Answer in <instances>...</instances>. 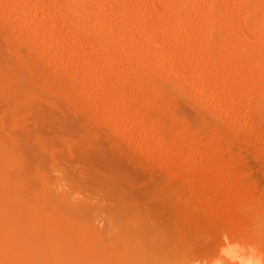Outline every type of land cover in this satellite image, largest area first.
Wrapping results in <instances>:
<instances>
[{"label": "rangeland", "instance_id": "rangeland-1", "mask_svg": "<svg viewBox=\"0 0 264 264\" xmlns=\"http://www.w3.org/2000/svg\"><path fill=\"white\" fill-rule=\"evenodd\" d=\"M22 1L24 2L26 0ZM152 1L158 4L161 0H156V2L154 0ZM192 1H194V4L191 5L193 13L191 15L192 17H190V23L179 30V33L176 32L172 37L173 39L178 38L176 41H182L183 44L177 48L180 53L177 49H174L176 52H173V49L171 50L169 48L168 42L156 43V46L154 45L155 47L152 45L146 48L148 50V56L149 51H152L150 56L156 60L159 58V54L163 52L162 55L164 54L163 56H166L164 57V60H166V65L164 66L166 68L164 66L161 68V65H159L160 62L158 61L153 66L147 61L144 63L139 60L137 61L139 59L138 54H140L138 49H133L135 57L137 54L135 58L137 62L134 61L132 63H126L124 60L119 59L120 57L114 56V49L112 48L110 50L111 47L96 52L100 43V39L98 38L100 33L106 35V39L113 38L114 40L116 37H119L115 39L117 41L122 40L127 34L120 27L119 20L117 19H114L116 22L111 20V27L110 25L106 26L101 23L102 21L99 18L101 14H104L103 16L106 18L110 17L113 11V13L115 11L121 13L120 10L109 9V4H107L109 2L108 0H85V5L87 6L86 11L83 10L81 15L77 14L76 18L80 19L84 24L86 23V26L89 23L90 25L87 27H91L90 30L92 33L80 34L82 35L80 36L81 38L83 36L85 37L80 41V46L74 44L73 40L76 38H73V32L69 28L65 29V27H68L65 26L64 30L66 32L68 31V36L62 34V37L66 36L67 38L64 37L61 39L60 42L62 45H57L58 48L56 47L55 51L57 50L61 54H56V56H48V53L41 50L43 39L45 38L47 40L46 37H48L47 29L43 27L42 30L45 33L42 32L37 34L38 37L35 36V42H37L35 46L37 48H35L36 51L34 49L29 50L30 48L22 42L20 45L19 43L14 45L4 42L6 31L2 27V23L4 24V22H9L8 20H13L21 12L19 10L8 9L11 2H3L2 7L5 8V11L3 14H0V72L3 77L1 81L4 84L6 94L0 93V138L7 145L14 143L15 146L13 165L10 171L12 172L14 169V173H10V177L12 178L11 180L15 191L18 193V202H20V205L18 211L13 210V221L14 224L18 223L21 225L22 237L32 241L47 239L48 237L53 238L59 247L71 254L68 257L73 260V264L74 262L81 264L83 261L89 264H133L132 262L134 261L131 260H141V264H264V120L260 117L257 118L258 120L248 118L253 113V105L255 102L253 95H251V92L248 93V91H250L251 86L257 80H254L255 78H252L250 71L248 72L246 70L248 68L243 58L244 53H254L256 48H259L263 44L260 43L258 45V43H251L249 40L247 42L246 39L242 40L240 31L237 30V25L241 26L240 22L243 23L244 21L243 16L241 15L242 17L240 18V14L236 12V9L225 13L227 15L224 14L225 17L222 18L221 25L228 28L229 39L233 38L231 40H235V42H231V40L229 42L228 40V43H231L230 45L226 42L227 44L224 47L226 48L228 46V48L221 50L223 55L220 51L213 49L209 51V56H205L207 59L210 61L215 60V57H217V60L220 59L216 70H212L215 74L210 71L212 77L209 73V75L205 74L206 76L203 75L197 79L196 75L199 73L197 72L199 65L202 59L204 60V56L201 53L204 47L203 45L202 47H197V45L192 44L190 39H205L211 33L207 30L209 24L206 25V23L208 22L202 20L203 23H199V27L192 23L197 21L196 17L199 15L197 12H212L215 5L211 3V0H202V2L199 0ZM229 1L222 0V6H233L235 0L234 2L232 0ZM93 3L101 5V11ZM132 5V8H135L134 10L139 13V16H134L133 19H140V17L147 15V9H145L142 2L136 1ZM237 5L235 4L234 7ZM87 10L90 12L89 15L87 14L89 13ZM224 18L225 20L223 21ZM83 19L86 20L84 21ZM233 21H236L237 25ZM101 24L104 27H101ZM57 25L60 26L61 24L58 22ZM101 30L103 31L100 32ZM30 34L34 35L33 32H30ZM142 36L139 37L141 38ZM68 40L73 43H69ZM140 41H138L139 45L142 44ZM21 45L24 48L26 47V50L23 48L25 54L28 52V63L37 58L34 62L40 65V69L43 68L46 70L47 73H54L58 77H56L57 79L54 82L60 80L58 82L60 86L59 84L56 85V83H53L49 88L36 87L34 88L33 94H28L24 97L22 87H27L30 83L40 82L42 77L40 74H37L39 73L38 70L40 71L38 67H35L37 70H34L36 73L35 76L24 71L25 67L14 59L16 51L18 49V51H22ZM72 45H78L81 49H87L86 52L90 51L91 54L97 55L96 57L97 59L100 58V62L101 60L106 61L108 58L109 60L113 59L112 62L115 64H112L111 74L108 73L103 76L105 78L103 80L102 78L99 79V77L91 80L95 81L96 84L102 82L101 85L104 84L112 88V85L115 84L113 77L118 76L121 80V83H119L120 86L124 85L125 88L129 86L134 88V90L139 89V91L143 92L144 94L139 96L142 99L139 101L141 104L138 103L140 105L144 104L142 112L147 115L145 119L146 123L158 120L160 126L164 125L165 128H168L169 134L177 132L180 123H183V129H181L190 135L187 134L185 144L177 145L175 150L184 149L188 151L186 157L189 156L190 159L188 157L189 163L187 165L190 164L192 169H194V177H197V173H202L203 167L207 165L205 159L197 160L195 157L200 154L202 156L205 153H209L213 147L218 148V158L224 160L220 161L222 166H226L225 168H227L230 174L232 173L231 175L237 174L233 184L234 190H236L240 200L241 198L253 197V199H258L256 201L260 202L259 204L255 201L256 204L252 203L248 208H244L248 210V219L246 222L235 225L229 222L227 217L218 212L213 210V212H210V210L206 209L204 207V200L193 193L195 190L192 180L184 177V173L183 175L181 174L182 171L180 166L178 167L179 163L177 160L172 158L171 160L170 157L164 158L165 146H155L154 140L149 136L147 128L139 129L135 127L131 130L122 131L119 128L121 121L115 120L113 128L111 127L113 130H110V126L106 122L108 126L105 125L102 118H99L101 122L99 120H92L93 117L86 115L84 111L74 108L72 103L79 101V99L77 97L73 98V100L72 98L69 99L64 96L63 92L71 87L78 88L80 87L79 84L83 82L80 77H77L76 68L56 66L60 65L58 56H62V58L68 56L70 58L73 56L74 58L77 56L74 50L75 48ZM233 48H235V51H233ZM128 50L132 49L129 48ZM225 51H229V53H225ZM176 53L178 55L180 54L181 57L180 55H176ZM224 54L227 55L224 56ZM31 55L33 59H30ZM47 56L49 62L51 60L48 64L45 63L48 62L46 60ZM190 56H192V62H190ZM199 56L201 57L200 60ZM232 56L235 59H232ZM158 60L161 61L160 59ZM197 60L200 62H197ZM233 60L236 62L233 63ZM34 62H30V65L33 64V67L37 66L36 64L34 65ZM188 62H190V66H188ZM149 64L152 67H149ZM181 64L182 66H180ZM140 65H147L148 70H151L154 75H159V77L152 76V80L143 77L140 73ZM87 67L90 70L92 64ZM96 67L97 69L101 68L100 66ZM256 67L259 68V64ZM181 70L185 71V73ZM194 70L196 73H194ZM158 71L160 74H163V72L167 73L168 71L172 75L174 73V78L179 82L178 87H171L166 80L162 77L160 78ZM243 73L245 75H242ZM182 75L184 78H182ZM86 76H89V74H86ZM188 76H192V78ZM111 77L113 80L110 79ZM61 83L64 86L66 85V89L62 87L63 85ZM70 84H72L71 87L69 86ZM150 86H152V89L149 88ZM183 86L189 92L186 91L184 93L181 90ZM129 89L132 90L131 88ZM15 92L17 97L15 96ZM206 93L210 95H206ZM198 95L200 99H198ZM209 96H213L212 98L215 101ZM215 96L217 97L215 98ZM139 97L136 100H139ZM196 97L199 102H194L193 99H196ZM153 98L154 100L152 101ZM84 102L86 103V101ZM143 102H148V104L152 102L151 105H156V108L158 107L160 109H156L153 105L149 109L150 106ZM176 103L177 105H174ZM230 103L233 106L235 105V107H229ZM98 105L100 106V104ZM151 110L153 111L151 112ZM230 110L232 111L231 113ZM154 111H156V115ZM139 118V116H136L132 124L139 120ZM91 121H95L94 124L96 123L97 125H92L93 123ZM168 122L171 123V128ZM33 158L34 160H32ZM24 172L27 174H24ZM37 178L39 179L37 180ZM184 181L188 187H186V184H183ZM242 183L250 186L241 188L239 185ZM33 201L35 203H31ZM191 201L195 207L191 205ZM198 204L203 205L198 206ZM49 221L53 223L48 224ZM110 224L112 226H109ZM115 225H117L116 228H114ZM140 225H142L141 228ZM104 228L109 230H103ZM107 235L108 237H106ZM136 235L138 236L137 240H139L140 245L135 241V237L137 238ZM105 239L106 241H104ZM140 240L142 241L140 242ZM131 243L134 244V247ZM90 252L91 254H89ZM138 253H140L142 258ZM231 255L235 256L231 258ZM240 255L248 261L241 263L243 259H238ZM234 258L237 262L234 261Z\"/></svg>", "mask_w": 264, "mask_h": 264}, {"label": "bare ground", "instance_id": "bare-ground-1", "mask_svg": "<svg viewBox=\"0 0 264 264\" xmlns=\"http://www.w3.org/2000/svg\"><path fill=\"white\" fill-rule=\"evenodd\" d=\"M8 1L11 2V5L8 6V9L19 10V12H21V13H18V15L13 20H8L9 22H4V24L2 23V27L6 31L5 36H4V42L7 43V44L17 45L19 43V45H20L21 42H22V43H24L26 46H28L30 48L29 50H33L34 49V51H36L35 50V48H36L35 46L37 45L36 44L37 42H35V39H36L35 36L38 37L37 34H40V33L44 32V30H42V27H43V28L47 29V30L46 29L45 30H46V32H48V37H46L47 40H45V38L43 37L44 38L43 39V43L40 41V43H42L41 44V47H42L41 50H43L46 53H48L49 54L48 56H56V54H58V55L61 54L57 50L55 51L56 47L58 48L57 45L58 44L62 45L61 42H60L61 39H63L64 37L67 38L66 36L62 37V34L67 35V32H68V31L66 32L64 30L65 26H68L67 28L65 27V29L69 28V30H71V32H73V34H74L73 38H76L75 40H73L74 44L80 45V41L83 38H85L84 36H83V38L80 37V36H82V35H80L81 33H86V34H91L92 33L91 30H90L91 27L90 28L87 27L88 25H90L89 23L86 26L85 25L86 23L84 24L80 19L76 18L77 14L81 15L83 13L82 12L83 10L86 11V7L87 6L85 5V3H86L85 0H26L24 2L22 0H0V14H3L4 11H5L4 10L5 8L2 7L3 2L6 3ZM20 1H22V2H20ZM108 1L109 2L107 4H109L108 5L109 9L113 8L115 10H120L121 13H119L117 11H115V13H113L114 11L112 10L113 12L111 11L112 12L111 16L110 17H106V18L103 16L104 14L103 15L101 14L100 15L101 17L99 16V18L102 21L101 23L103 25L107 26V25H110V22H112L111 20L117 19V20H119L118 23H120V27L123 28L124 31L127 32V34L124 36V38L122 37L123 38L122 40L117 41L115 39L119 38V37H116L114 40H113V38L112 39H106L107 38L106 35H102V33H100L98 35V38L100 39V43H99L97 49L94 47L97 50L96 52H98V50H103V49H106V48L108 49V47H111L110 50H112V48L114 49V56L120 57L119 59L124 60L126 63H132L134 61L137 62L139 60V61H141L143 63L145 61L150 62V64L153 66V64L158 61V62H160L159 65H161V68H162V66L166 65V60H164L165 59L164 57H166V56H163L164 54L162 55L163 52L161 54H159V58H157V60H156L155 58L150 56V53L152 51L151 52L149 51V56H148V52H147L148 50L146 48H149L152 45L156 46V43L168 42L169 43V48L171 50L173 49V52L174 51L176 52V50H174V49H177L180 45L183 44L182 41H180V40L176 41V39H178V38L173 39L172 37H173V35L176 32L179 33L178 32L179 30H181L184 26L186 27V25L188 23H190V21H191L190 17H192L191 15L193 13L192 12L193 8H191V5L194 4V1H192V0H161L160 3H158V4L157 3L155 4L152 0H108ZM136 1L142 2V4L144 5L145 9H147V15L140 17V19L137 18L138 20L136 18H134V19H136L134 21L133 17L137 16V15L139 16L138 11H135L134 10L135 8L134 9L132 8V6H133L132 4L134 2H136ZM154 1L156 2V0H154ZM199 1L202 2V0H199ZM211 1H212L211 3H214V5H215L214 10L212 12H207V11L206 12L203 11L201 13H200V11L197 12L200 16L197 14L198 15L196 17L197 21L192 23V24L198 25L199 23L202 22V20L208 22V23H206V25L209 24L207 30L211 33V35L207 36L205 39L204 38L203 39L202 38L190 39L192 41V44L197 45V47L198 46L202 47V45L204 47L203 52H201L202 55L204 56V60L202 59V62L199 65V68H198L199 70L197 71L199 73L196 75V78L198 79V78H200L201 76H203L205 74L209 75V73H210V76H211V72L210 71H212L213 69L216 70V67H217L220 59L217 60V57H215L216 58L215 60H211L210 61L205 56L210 54L208 52L212 51V49L215 50V51H220L222 53L221 50H223V48H225L224 46L228 43V40L230 42V40L233 39V38L229 39V33H228V30H227L228 28L221 25V20H222L223 17H225V15H227L225 13H228L231 10L234 11V9H236L237 10L236 12H238L240 14L239 17L241 18L243 16V18H244L243 23L240 22L241 26H238L236 24L237 22L233 21V22H235V24L238 27L237 30L240 31V37L242 38V40L246 39L247 42L249 40V41H251V43H256V44L258 43V45H260V43L263 44V45H260L259 48L257 47L258 49L256 48V51L254 53H251V54H245L244 53V55L243 54H241V55H243V58H244V60L246 62L245 64H246V66L248 68L246 70L248 72L250 71V73H251L250 75L252 76V78H255L254 80H257V82L254 83L251 86L250 91H248V93L251 92V95H253L254 100H255L254 105H253V113H252V115H250L251 114L250 113L249 114L250 116L248 115L249 116L248 118H253V120H254V119H257L258 117H260V118H262L264 120V0H235L236 3L234 2V0H232V2H234L233 6L227 5L226 7L222 6V3H221L222 0H211ZM200 2H198V3H200ZM229 2H231V1H229ZM223 3H225V2H223ZM235 4H238V5L236 7H234ZM94 5H95L96 8H99V9L102 8V7H100L101 5H96V4H94ZM197 5H195V6H197ZM223 5H225V4H223ZM102 6H103V3H102ZM93 9H94V7H93ZM137 9H138V7H137ZM194 9H196V8H194ZM87 11L89 12V10H87ZM100 11H101V9H100ZM196 11H198V10H196ZM92 12H94V11L92 10ZM96 12H97V10H96ZM96 12H95V14H96ZM110 13H109V15H110ZM87 14L89 15L90 12L87 13ZM91 17H92V14H91ZM235 19H236V17H235ZM224 20H225V18L223 19V21ZM223 21H222V23H223ZM58 22H59V24H61L60 26L57 25ZM229 23H230V21H229ZM229 23H227V24H229ZM238 23H239V21H238ZM99 24H100V22H99ZM225 24H226V22H225ZM93 25H95V24H93ZM103 25L101 27H104ZM200 26H201V24H200ZM110 27H111V25H110ZM197 27H199V25ZM96 28H98V27H96ZM106 28H108V27H106ZM114 29H111V30H114ZM119 30H120V28H119ZM102 31L103 30H101L100 32H102ZM231 31H229V32H231ZM30 32H33L34 35L30 34ZM93 32H94V30H93ZM97 32H99V31H97ZM45 36H47V35H45ZM115 36H117V35H115ZM139 36H142V37L140 38ZM72 39H71V41H72ZM139 40H141L140 42H142L141 45H139V42H138ZM71 41H69V43ZM73 42H71V43H73ZM231 42H235V40L234 41L231 40ZM62 43H64V42H62ZM230 44L228 43V45H230ZM236 44H237V42H236ZM78 45H76V46L72 45L75 48L74 50L76 51V54H77L76 57L73 58V56H71V58H70V56H68L66 58H62V56L61 57L58 56L60 65H56V66H59V67L60 66L61 67H66L67 66V67L76 68L77 69V74H78L77 77L78 78L80 77L81 81L83 82V83H81L82 85L79 84L80 87H78V88H72L71 87L72 84H70L69 86L71 88H69L68 90H65L63 92L64 96H66L69 99L72 98V100H73V98H76V97L79 99V101H75V102L72 103L74 108L78 109V110H81V111H84L86 113V115H89V116L93 117L92 120H99V118H102L103 122L104 123L106 122L110 126V130H113V129H111V127L113 128V126L115 124L114 123L115 120H120L121 121V123L119 124V128L122 131L123 130H131V129H134L135 127L139 128V129L147 128L148 131H149V136H151L152 139L154 140L155 146H157V147H161V145L165 146V148H164L165 149L164 158L166 159V158L170 157V159L172 158V159L177 160L178 163H179L178 167L180 166V169L182 171L181 174L183 175V173H184V175H183L184 177H188V178H190L192 180L193 188L195 190V192H193V191L192 192L194 193V195H196L198 197H201L204 200V207L206 209L210 210V212L212 210L218 212L219 214L227 217L229 222H231V223H233L235 225L238 224V223L246 222L247 219H248V210L244 209V208L245 207L248 208L252 203L256 204V202H257V203L260 204V202L256 201L258 199H256V200L253 199V197L252 198H249V197L241 198V200H240V197L237 195L236 190H234V184H233L234 183L233 181H234V179H236L237 174L236 175H231L232 173L230 174V172L227 171V168H225L226 166L225 167H224V165L222 166V163H220V161H222L223 159L220 160L218 158V155H217L218 154L217 153L218 152V148L217 147H213V148L210 147L211 150H210L209 153H207V154L205 153L202 156H200L201 155L200 154V155L195 157L197 160L205 159V162L207 163V165L205 167H203L202 173H197V177H194V175H193L194 174V172H193L194 169H192V166L190 164L187 165L189 163V161H188V157L189 156L186 157L188 151H186L184 149L183 150L182 149L181 150L177 149L178 151L175 150L177 145H180V144L184 145L185 142L187 141L186 135L189 134V133L186 134V131L184 132L182 130L183 129L182 128V126H183L182 124L183 123L182 124L180 123L179 129L177 128L178 131L173 133V134H169L168 128L167 127L165 128L164 125L160 126L158 120H153V121H150V123H146L145 119H146L147 115L142 112V108L144 107V104L140 105L141 103L139 102L140 100H142V99H140L139 96H142V94H144V93L139 91V89L138 90L135 89L136 90L135 91L134 88L129 87L127 85H126L127 86L126 88H125V86L123 84H122L123 86H120L119 83H121V80L118 78V76H115V77L112 76L114 78V80H115V84L112 85V88L111 87L109 88V86L107 87L104 84L101 85L102 82L99 83V84H96V82L92 81L91 79L94 80L97 77H99V79L102 78V80H103V79H105V78H103V76H105L108 73L111 74L110 73L111 72V67H112V64L114 63V62H112L113 59L109 60V58H108V60H106V61H102L101 60V62H100L99 61L100 58L98 57L99 59H97V57H96L97 55L95 56V55L91 54L90 51L86 52V50H87L86 48H85L86 50H84V48L81 49V47H80L81 45L80 46H78ZM21 47H22V45H21ZM82 47H84V46L82 45ZM125 47L126 48L128 47V49L131 48L132 50H128ZM23 48L24 47H22V51H23ZM91 48H92V46H91ZM226 48H228V46ZM226 48H225V50H226ZM92 49H91V51H92ZM133 49H138L139 50L140 54H138L139 59H137V61L135 60V58L137 57V54H136V57H135V54H134L135 52L133 53ZM234 49L235 48H233V51H235ZM18 50L14 54L15 55L14 59L16 60V62L22 64L25 67L24 71H27L29 74H32V75L36 76V73L34 72V70H36L35 67L39 68V66H40V65H37L36 62H34V61H36L37 58H35V60L29 61V63H28V60H27L28 52H26V54H25V51H23V53H24L23 54L22 51H18ZM193 50H194V48H193ZM43 51H41V52H43ZM196 51H197V48H196ZM193 52H195V51H193ZM242 52H244V51H242ZM99 53L101 54V52H99ZM107 53H108V51H107ZM179 53H180V51H179ZM225 53H229V51L228 52L225 51ZM215 54H217V53H215ZM29 55H30V53H29ZM176 55H178V54L176 53ZM222 55H223V53H222ZM225 55H227V54H224V56ZM48 56L46 58V60L48 61V62H45L46 64L51 62V60L49 62ZM36 57H37V52H36ZM58 57H57V59H58ZM157 57H158V55H157ZM175 57H177V56H175ZM180 57H181V55H180ZM191 57L192 56H190L189 58L191 59ZM230 57H231V55H230ZM233 57L234 56H232V59H235ZM211 58H212V56H211ZM30 59H33L32 55H31ZM158 59H160L161 61H159ZM200 59H201V57L199 58V60ZM199 60H197V62H200ZM32 61L34 62V65L36 64L37 66L33 67V64L30 65V62L32 63ZM192 61H193V59H191L190 62H192ZM195 61H196V58H195ZM195 61H194V63H196ZM147 62H146V64H147ZM190 62H188L189 63V65L187 64L188 66L191 65ZM234 62H236V61L233 60V63ZM57 63H58V61H57ZM143 63H141V64H143ZM220 63H221V61H220ZM237 63H239V62H237ZM38 64H39V61H38ZM90 64H92V68H93V69L91 68L92 70L90 69L91 71L89 70V67H87ZM150 64H149V67H152ZM258 64L260 66L259 68L256 67ZM96 66H100L101 68L97 69ZM140 66H139V68H140ZM167 66H168V64H167ZM180 66H182V64ZM219 66H220V64H219ZM240 67H241V65H240ZM64 69H66V68H64ZM148 69L149 68H147V65H142L141 66L140 73L142 74L143 77H146L147 79H151L152 76L153 77L154 76L159 77V75L158 76L156 74L154 75V73L151 70H148ZM170 69H171V67H170ZM54 70H56V69H54ZM171 70H173V69H171ZM230 70H232V68H230ZM58 71H59V69H58ZM116 71H115V73H116ZM219 71H221V70L219 69ZM38 72L39 73H37V74L38 75L40 74V76L42 77V80L40 81V79H38L40 82L30 83L29 85H27V87H22V90H23L22 93H23L24 97L27 96L28 94H33L34 93V88H36V87H42V88H47L48 87L49 88V87L52 86L53 83L54 84L56 83V85L59 84L58 82L60 80L59 81L56 80L58 82H54V80L58 78L54 73H50V72L47 73V71L44 70L43 68L40 69V71L38 70ZM64 72H65V70H64ZM174 72H176V71L174 70ZM182 72L185 73V71H182ZM238 72H239V70H238ZM158 73H159V71H158ZM194 73H196V71ZM212 73H213V71H212ZM16 74H17V72H16ZM86 74L87 75L89 74V76H86ZM213 74H215V72ZM219 74H221V73L219 72ZM222 74H223V72H222ZM173 75H174V73H173ZM173 75L169 71L167 73L163 72V74H160V78L162 77L164 80H166L171 87H178L177 85H179L178 84L179 82H177V79L174 78ZM242 75H245V74L243 73ZM121 76H122V74H121ZM192 76H193V74H192ZM192 76L191 77L188 76V77L192 78ZM112 77L110 79H112ZM2 78L3 77H2V74L0 72V93L6 94L5 89H4V84L1 81ZM38 78H39V76H38ZM182 78H184L183 75H182ZM121 79H122V77H121ZM218 79H219V77H218ZM249 79H251V78H249ZM179 81H181V80H179ZM252 81H253V79H252ZM197 82H199V81H197ZM211 83H213V82H211ZM109 84H111V83H109ZM128 84H130V83H128ZM61 85H63V84L61 83ZM97 85H100V86H97ZM59 86H60V84H59ZM206 86H208V85H206ZM62 87L63 88L65 87L64 89H66V85L65 86L63 85ZM128 87L131 88L132 90H130ZM149 88L152 89V86H150ZM225 88H227V87H225ZM206 89L209 90L210 87H209V89L208 88H206ZM181 90L184 93L186 91L189 92V90H187V88H185L184 86L181 88ZM213 91H215V90H213ZM155 94H156V92H155ZM200 95H202V94H200ZM206 95H210V94L206 93ZM15 96H16V92H15ZM138 97H139V100H136V99H138ZM190 97H191V95H190ZM199 97L200 96L198 95V99H200ZM209 97H211V96H209ZM212 97H211V99L213 100ZM216 97L217 96H215V98ZM78 99H76V100H78ZM198 99L196 97V99L194 98L193 100H194V102H199ZM153 100H154V98L152 99V101ZM84 101H86V103ZM136 101H137V103L139 102L140 104L138 103V105H136L137 104ZM213 101H215V100H213ZM143 103H147L148 104V102H143ZM151 103L152 102H150L148 104L150 106L149 109L153 105V104L151 105ZM232 103H230V106H229L231 108L235 107V105L233 106ZM98 104H100V106ZM174 105H177V103L174 104ZM238 105H239V103H238ZM154 107L156 108V105ZM154 107H153V109H155ZM156 109H158V107ZM152 111L153 110H151V112ZM155 112L156 111H154V114L156 115ZM172 112H170V113L172 114ZM231 112L232 111L230 110V113ZM233 115H235V114H233ZM136 116H139L140 118H139V120L135 121L134 124H132V121L135 120ZM156 118H157V116H156ZM88 119L90 120V117ZM88 119H87V121H89ZM174 119H175V117H174ZM99 121L101 122V120H99ZM250 121H252V120H250ZM94 122H92L93 123L92 125L96 124V123L94 124ZM106 123H105V125H107ZM160 123H161V121H160ZM234 123H235V120H234ZM168 124H169V126L171 128V125H170L171 123L168 122ZM102 127H104V126H102ZM120 138H122V137L120 136ZM124 140H125V138H124ZM19 143H20V141H19ZM205 143H207V142H205ZM209 144H207V145H209ZM214 146H216V145H214ZM220 147H222V146H220ZM173 150H175V151H173ZM14 154H15L14 143H11L10 145H7L0 138V264H73V260H71L70 257H68V255H71V254H69V252L64 250L63 248L59 247L58 244L53 240V238L48 237L47 239H41V240H38V241H32L30 239L22 237V231H21L22 227H21V225H19L18 223L14 224V221H13V210L15 209V210L18 211L19 210V205H20V202H18V193L15 191V189L13 187L12 180H11L12 178L10 177L11 176L10 173H12L14 171V169H13L12 172H10L11 168H12V165H13ZM34 156H30V157H34ZM25 157H27V156H25ZM189 159H190V157H189ZM32 160H34V158ZM225 163H227V162H225ZM30 169H31V167H30ZM229 170H230V168H229ZM185 173H186V175H185ZM24 174H27V173L24 172ZM38 179L39 178H37V180ZM188 181L191 182L190 180H188ZM55 184H57V183H55ZM183 184L184 185L186 184V187H188L187 183L185 181L183 182ZM53 185H54V183H53ZM239 186L241 188H247L250 185H248L246 183H242ZM186 187H185V189H187ZM55 188H56V186H55ZM191 190H193V189H191ZM195 199H196V197H195ZM51 201H52V199H51ZM31 203H35V202L33 201ZM192 204L193 203L191 201V205ZM200 205H203V204H200ZM200 205L198 204V206H200ZM48 206H49V204L47 205V209H48ZM193 207H195V206H193ZM49 210H51V209L49 208ZM74 217H75V214H74ZM91 217L94 218V216H92V215H91ZM95 217H98V216H95ZM99 219H101V218H99ZM115 220H116V218H115ZM51 221H49L48 224L53 223ZM87 221H89V220H87ZM119 223H120V221H119ZM109 226H112V225L110 224ZM109 226H107V227H109ZM116 227H117V225H115L114 228H116ZM141 227H142V225H140V228ZM112 228H111V230H112ZM103 230H109V229H105L104 228ZM133 230H134V232H136L135 229H133ZM111 233H113V232H111ZM106 237H108V235ZM131 239H130V241H131ZM135 239L134 240L136 242H138L137 244L140 245L139 240H137L138 236H137V238L135 237ZM139 239H140V237H139ZM142 240H140V242ZM83 241H84V239H83ZM104 241H106V239ZM128 245L131 248L129 242H128ZM145 245H143V246L146 247ZM148 245H149V243H148ZM132 246L134 247V244H132ZM135 246L137 247V245H135ZM153 249H151V250H153ZM91 252H92V250H91ZM91 252L89 254H91ZM152 252H151V254H152ZM138 254L140 255V253H138ZM241 255H240V257H238V259L240 260V258H241V260L243 259L242 260L243 262H241V261L240 262L241 263H246L248 260L246 261L245 260L246 258H244L243 256L241 257ZM146 256H145V258H146ZM234 256L231 255V258L234 257ZM140 257H141V255H140ZM131 261H134V262H132L133 264H141V260H131ZM234 261L237 262L236 259ZM74 264H76V262H74ZM81 264H89V263H86V262L83 261ZM235 264H237V263H235Z\"/></svg>", "mask_w": 264, "mask_h": 264}]
</instances>
